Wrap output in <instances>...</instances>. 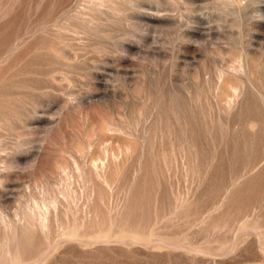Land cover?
<instances>
[{
    "label": "rangeland",
    "instance_id": "374dc122",
    "mask_svg": "<svg viewBox=\"0 0 264 264\" xmlns=\"http://www.w3.org/2000/svg\"><path fill=\"white\" fill-rule=\"evenodd\" d=\"M0 264H264V0H0Z\"/></svg>",
    "mask_w": 264,
    "mask_h": 264
}]
</instances>
